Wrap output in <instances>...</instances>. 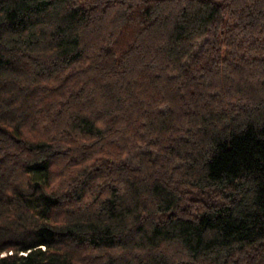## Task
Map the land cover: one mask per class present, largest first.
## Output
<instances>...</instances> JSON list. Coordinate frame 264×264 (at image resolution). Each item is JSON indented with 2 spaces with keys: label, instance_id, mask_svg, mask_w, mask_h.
Listing matches in <instances>:
<instances>
[{
  "label": "trees",
  "instance_id": "obj_1",
  "mask_svg": "<svg viewBox=\"0 0 264 264\" xmlns=\"http://www.w3.org/2000/svg\"><path fill=\"white\" fill-rule=\"evenodd\" d=\"M0 264H264V0H0Z\"/></svg>",
  "mask_w": 264,
  "mask_h": 264
},
{
  "label": "rangeland",
  "instance_id": "obj_2",
  "mask_svg": "<svg viewBox=\"0 0 264 264\" xmlns=\"http://www.w3.org/2000/svg\"><path fill=\"white\" fill-rule=\"evenodd\" d=\"M41 128V127H40ZM42 129V128H41ZM92 202V201H91ZM191 208V207H190ZM188 209L189 210V213L192 211V209H194L193 207L191 208V209ZM189 213H185V214H189ZM78 253V252H77ZM77 255V254H76ZM80 255L82 256V253L81 252H79L78 253V255L77 256H79L80 257ZM79 259V258H78Z\"/></svg>",
  "mask_w": 264,
  "mask_h": 264
}]
</instances>
